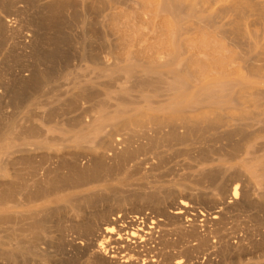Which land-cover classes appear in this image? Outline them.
Here are the masks:
<instances>
[{"label":"bare ground","instance_id":"obj_1","mask_svg":"<svg viewBox=\"0 0 264 264\" xmlns=\"http://www.w3.org/2000/svg\"><path fill=\"white\" fill-rule=\"evenodd\" d=\"M0 264H264V0H0Z\"/></svg>","mask_w":264,"mask_h":264},{"label":"rangeland","instance_id":"obj_2","mask_svg":"<svg viewBox=\"0 0 264 264\" xmlns=\"http://www.w3.org/2000/svg\"><path fill=\"white\" fill-rule=\"evenodd\" d=\"M173 238H177V236H174ZM194 243H196V242H194ZM175 252L174 253H176V254H179V252L178 251H180L179 249H177V250H174Z\"/></svg>","mask_w":264,"mask_h":264}]
</instances>
